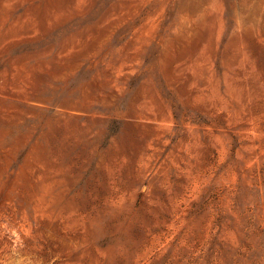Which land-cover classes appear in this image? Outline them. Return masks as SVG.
Segmentation results:
<instances>
[{
  "label": "rangeland",
  "instance_id": "1",
  "mask_svg": "<svg viewBox=\"0 0 264 264\" xmlns=\"http://www.w3.org/2000/svg\"><path fill=\"white\" fill-rule=\"evenodd\" d=\"M0 264H264V0H0Z\"/></svg>",
  "mask_w": 264,
  "mask_h": 264
}]
</instances>
